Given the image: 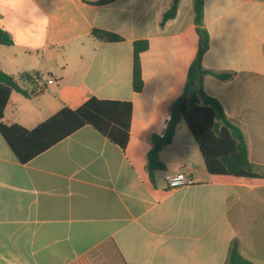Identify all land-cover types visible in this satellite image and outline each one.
<instances>
[{
  "label": "crops",
  "instance_id": "crops-1",
  "mask_svg": "<svg viewBox=\"0 0 264 264\" xmlns=\"http://www.w3.org/2000/svg\"><path fill=\"white\" fill-rule=\"evenodd\" d=\"M174 1L36 0L46 19L0 18L13 40L0 44V71L25 92L11 93L5 124L33 130L91 98L132 104L125 150L86 125L20 163L0 134V264H226L234 240L245 260L264 264V0H204L202 65L232 74L206 76L204 89L242 129L258 175L231 181L207 172L184 121L159 154L166 169L149 177L152 136L163 135L198 51L193 0L160 26ZM138 40L149 47L137 93ZM179 172L196 183L169 188L166 176Z\"/></svg>",
  "mask_w": 264,
  "mask_h": 264
},
{
  "label": "trees",
  "instance_id": "trees-1",
  "mask_svg": "<svg viewBox=\"0 0 264 264\" xmlns=\"http://www.w3.org/2000/svg\"><path fill=\"white\" fill-rule=\"evenodd\" d=\"M106 3L105 1L99 4ZM180 0H175L163 14L161 27L176 17ZM194 24L198 35V51L190 65L182 94L170 105V120L162 136L153 135V146L147 155V169L153 180L154 172L165 170L160 160V152L169 145L180 121H184L204 160L209 174L221 181L240 178H255L256 166L249 160L248 145L242 129L226 115L222 104L208 95L204 89V79L210 75L222 81L230 80L232 74H222L204 69L202 60L209 49V34L204 27V0H193ZM93 35L107 42H119L118 34L95 29ZM12 37L0 29V44L11 45ZM149 47L147 40L133 43L132 89L141 92L144 86L140 56ZM31 80L30 75H25ZM13 91L25 92L13 76L0 71V134L20 163H27L48 148L72 134L79 128L91 125L111 142L127 148L132 121V104L127 101H110L91 98L78 109L61 110L33 130L3 122L4 111ZM226 264H252L238 251L234 240L230 246Z\"/></svg>",
  "mask_w": 264,
  "mask_h": 264
},
{
  "label": "clouds",
  "instance_id": "clouds-1",
  "mask_svg": "<svg viewBox=\"0 0 264 264\" xmlns=\"http://www.w3.org/2000/svg\"><path fill=\"white\" fill-rule=\"evenodd\" d=\"M41 9L36 0H0V18L5 14L13 15L18 23L42 21Z\"/></svg>",
  "mask_w": 264,
  "mask_h": 264
},
{
  "label": "built area",
  "instance_id": "built-area-1",
  "mask_svg": "<svg viewBox=\"0 0 264 264\" xmlns=\"http://www.w3.org/2000/svg\"><path fill=\"white\" fill-rule=\"evenodd\" d=\"M40 78L41 76L39 74L31 75V79L34 81H39ZM47 83L53 84V81L49 80ZM165 179H166V182L169 188L171 189L188 187L196 183V181L190 175H187L182 172L175 173V174H168Z\"/></svg>",
  "mask_w": 264,
  "mask_h": 264
}]
</instances>
